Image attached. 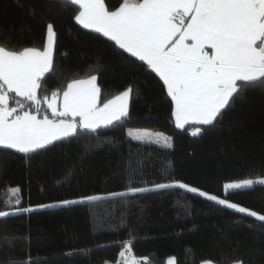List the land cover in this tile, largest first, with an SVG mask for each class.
<instances>
[{
  "label": "trees",
  "instance_id": "16d2710c",
  "mask_svg": "<svg viewBox=\"0 0 264 264\" xmlns=\"http://www.w3.org/2000/svg\"><path fill=\"white\" fill-rule=\"evenodd\" d=\"M122 2L105 0L109 10ZM78 11L65 0H0V45L41 48L52 24L53 69L37 90L41 110L44 97L94 75L100 103L132 89L128 115L97 129L77 127L35 153L0 147V211L10 213L0 218V264H116L129 247L143 264L171 256L175 264H264V222L175 184L264 214V186L223 190L228 181L264 179V88L238 82L241 91L212 124L177 127L163 81L81 26ZM138 129L161 134L159 143L129 135ZM12 189L19 191L12 196Z\"/></svg>",
  "mask_w": 264,
  "mask_h": 264
},
{
  "label": "snow or ice",
  "instance_id": "6c2138e0",
  "mask_svg": "<svg viewBox=\"0 0 264 264\" xmlns=\"http://www.w3.org/2000/svg\"><path fill=\"white\" fill-rule=\"evenodd\" d=\"M65 2L78 7L74 18L80 25L102 33L119 49L144 62L163 81L174 104L172 115L177 127L183 128L190 122L212 124L241 91L238 82L249 88H264V0H123L113 11L108 9L105 0ZM55 37L53 25L48 24L43 50L35 47L9 50L0 45V147L35 153L75 134L77 127L97 129L128 115L132 89L100 106V90L94 75L68 83L60 108L57 92L52 93L50 100L44 97L52 118L41 115L42 101L37 97V90L42 77L53 69ZM10 93L32 102L35 111H25L19 100L16 107H10ZM200 131L195 127L192 134ZM129 135L141 141L153 137L149 132ZM160 135L155 134L154 142L159 143ZM256 185L264 186V179L226 183L224 189L250 190ZM170 186L155 185L158 189ZM179 187L188 188V185L179 183ZM18 191L12 189L10 195ZM199 194L264 222V214L206 192ZM9 214L0 211V218ZM120 255L125 257L124 252ZM126 264H138V261L129 257Z\"/></svg>",
  "mask_w": 264,
  "mask_h": 264
},
{
  "label": "crops",
  "instance_id": "0c3cea01",
  "mask_svg": "<svg viewBox=\"0 0 264 264\" xmlns=\"http://www.w3.org/2000/svg\"><path fill=\"white\" fill-rule=\"evenodd\" d=\"M118 7H119V6H118ZM118 7H117V8H118ZM114 10H115V9H114ZM110 11H113V10H110ZM81 26H82V25H81ZM92 30H93V29H92ZM101 34H102V33H101ZM102 35H103V34H102ZM46 43H47V27H46V33H45V41H44V44H43V46H42L41 48H39V49L43 50V47L45 46ZM53 49H54V47H53ZM21 50H22V49H21ZM95 77H96V76H95ZM88 78H89V77H87V78H82V79H88ZM71 82H72V81H71ZM71 82H70V83H71ZM96 86L98 87L97 82H96ZM66 88H67V86H66ZM66 88H65V89H66ZM98 88H99V87H98ZM127 89H129V88H127ZM127 89H124V90L120 91L119 93L115 94L114 96H112V97L109 98L108 100L113 99L115 96L121 94L122 92H124V91L127 90ZM63 91H64V90H63ZM62 96H63V92L58 96V100H57V107H58V108H60V106L62 105ZM10 97L15 98L16 101L19 100L20 103L24 104V110H25V111H35V108L32 109L30 106H25V103H23V102L21 101V97H16L14 93H10ZM129 97H130V96H129ZM51 98H52V96H51L50 98H48V99L50 100ZM108 100H106L105 102H107ZM16 101H15V102H16ZM105 102L100 103V102H99V99H98V103H99L100 106H102ZM128 104H129V99H128ZM9 106H10V107H14L15 104L12 105V104L10 103V101H9ZM173 108H174V104H173ZM44 114H47V115L49 116L50 119L52 118V116H51V110H50V109H47V104H46V103H44L43 109L41 110V115H44ZM173 118H174V116H173ZM174 122H175V118H174ZM175 124H176V122H175ZM189 124H194V123L190 122ZM186 125H188V124H186ZM204 263H206V261L202 262L201 264H204Z\"/></svg>",
  "mask_w": 264,
  "mask_h": 264
},
{
  "label": "rangeland",
  "instance_id": "374dc122",
  "mask_svg": "<svg viewBox=\"0 0 264 264\" xmlns=\"http://www.w3.org/2000/svg\"><path fill=\"white\" fill-rule=\"evenodd\" d=\"M48 26V25H47ZM17 105H15L14 107H16ZM193 129L194 128H191V132H193ZM138 132H149L150 133V130H147V129H138ZM135 133H137V131H135ZM152 140H155V138L154 137H152ZM165 140L166 139H163V142H165ZM169 142V140L167 139V143ZM243 180H246V179H241V180H233V181H228V182H225L224 183V185L226 184V183H235V182H241V181H243ZM252 180H258V178L257 179H252ZM179 183H181V182H175V184H177V185H179ZM224 185H223V190L225 191V189H224ZM191 188H196V187H193V186H190V185H188V188L187 189H191ZM196 189H198V191H197V193H200V192H204V191H202V190H200L199 188H196ZM209 195H213V194H210V193H208ZM218 199H223V198H221V197H218ZM231 203V202H230ZM251 211V210H250ZM128 249V248H127ZM127 249H125V250H123V252L125 253V256H128V257H131L132 255H131V252H129V249L127 250ZM172 261V264H175V259H174V257H169L168 259H167V261H166V264H169V261ZM138 261V264H143L141 261H139V260H137ZM204 264H214L213 262H211V261H206V263H204ZM233 264H241V262L240 261H237V262H234Z\"/></svg>",
  "mask_w": 264,
  "mask_h": 264
},
{
  "label": "built area",
  "instance_id": "2783aa9c",
  "mask_svg": "<svg viewBox=\"0 0 264 264\" xmlns=\"http://www.w3.org/2000/svg\"><path fill=\"white\" fill-rule=\"evenodd\" d=\"M128 249H129V252H131V255H132V251H131L130 247ZM131 257H133V255ZM127 258H129V257L125 256L124 258H122L121 255H120L116 264H126Z\"/></svg>",
  "mask_w": 264,
  "mask_h": 264
}]
</instances>
